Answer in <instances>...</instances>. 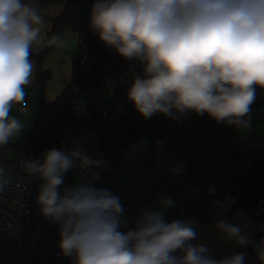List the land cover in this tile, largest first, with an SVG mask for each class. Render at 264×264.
<instances>
[{
    "label": "clouds",
    "instance_id": "obj_1",
    "mask_svg": "<svg viewBox=\"0 0 264 264\" xmlns=\"http://www.w3.org/2000/svg\"><path fill=\"white\" fill-rule=\"evenodd\" d=\"M44 23L37 0H0V147L25 127L10 112L25 103L34 72L30 56L45 45ZM90 27L121 57L142 65V74H129L126 98L144 119L162 113L179 120L193 112L250 127V105L256 89H264V0H96ZM58 43L57 36L47 41ZM22 163L43 181L36 202L59 226L57 246L71 264H244L243 253L216 259L208 247L189 243L197 236L190 221H165L170 197L159 201L160 210H143L135 229L122 233L124 210L109 190L77 183L58 191L69 169L102 167L83 147L54 148ZM7 184L0 166V192ZM214 226L237 246L252 243L264 264V237L250 241L224 219Z\"/></svg>",
    "mask_w": 264,
    "mask_h": 264
},
{
    "label": "crops",
    "instance_id": "obj_2",
    "mask_svg": "<svg viewBox=\"0 0 264 264\" xmlns=\"http://www.w3.org/2000/svg\"><path fill=\"white\" fill-rule=\"evenodd\" d=\"M66 1L37 0L41 14L45 17V23L41 29L44 46L49 45L47 41L51 22L48 18L60 15ZM55 36L59 37V43L54 44L53 50L42 61L43 70L49 73L48 81L42 88L35 84L36 64L34 63L31 83L24 88L25 92L33 91L28 109L33 105L42 106L52 103L70 82L73 62L78 58L79 53V36L70 30H64ZM104 97L109 98V95L104 94ZM15 106V104L12 106L10 115L19 119L25 127L20 134L9 141L4 151L0 150V160L9 167L14 164L16 146L20 138L25 131L29 130L24 119L18 117ZM192 114L193 112H188V119L185 120L188 136L179 144L182 157L171 155L164 145L155 142L164 138L166 133H158L154 136L148 133L137 134L134 142L125 148L117 165L119 170L117 188L120 192L143 201L146 207L153 211L160 210L159 201L163 197H170L174 203L163 211L174 220L191 222L197 232L196 238L190 241L191 244L208 247L213 257L222 259L243 253L244 264H260L255 250L252 249V243L237 246L233 241L224 239L222 233L214 226L217 220L224 219L227 223L240 227L250 241L254 239L255 221L241 208L240 201L234 196L235 192L240 191L244 182L239 179L229 161L223 157L225 154L218 155L220 151H226V155L232 157L238 150L225 143L226 146L223 147L215 145L222 143L217 136L226 123L212 121L209 129H200L191 118L195 121L203 115L198 116L194 113L195 117H193ZM249 114H264V89H256V99L250 105ZM23 115H28V112ZM194 130L197 131L196 138L193 137ZM205 131L207 135L212 133L213 141L207 139L206 143L203 142L201 136ZM229 133L230 137L238 142L246 140L250 134L247 128L236 126L230 129ZM198 136L201 138L199 144ZM48 149L52 148L48 145ZM184 158H187L189 167L184 162ZM240 163L248 166L246 162ZM177 168L182 171L175 172L174 169ZM198 182L201 184L199 188H202L204 192L202 202L190 208L192 187ZM262 182H264V175H262Z\"/></svg>",
    "mask_w": 264,
    "mask_h": 264
},
{
    "label": "trees",
    "instance_id": "obj_3",
    "mask_svg": "<svg viewBox=\"0 0 264 264\" xmlns=\"http://www.w3.org/2000/svg\"><path fill=\"white\" fill-rule=\"evenodd\" d=\"M96 0H67L60 15L48 18L51 29L48 38L51 39L57 33L70 30L79 36L78 52L81 46L90 51V56L83 63L76 58L73 62L70 82L61 94L50 104L41 106L40 118L32 128L25 131L35 146L37 152L44 154L49 151L46 141H53L57 136L62 137L69 149L83 147L89 154H93L109 164L118 165L127 145L134 142L137 134L156 135L166 133L156 143L164 145L173 156H181L179 144L188 136L185 114L179 120H173L156 113L149 119H144L126 98V92L131 84L130 73L142 74V65L138 61H128L121 57L117 51L105 45L98 35L90 27L92 6ZM47 18V17H46ZM54 44L42 46L37 53L33 49L30 59L36 64L35 84L41 88L49 79V73L42 68V61L53 50ZM78 53V55H79ZM107 83H116L117 88L109 98L101 97L110 103V113L106 119L97 115L84 103L80 91L106 88ZM212 118L207 114L196 118L195 122L200 129H209ZM58 129L65 130L66 135L59 134ZM249 136L246 140L238 142L230 137L222 141L231 147H236L238 152L232 157L226 155V151H220L229 163L246 162V181L241 187L238 200L241 204L254 205L264 195V128L250 125ZM22 135V136H23ZM41 137H38V136ZM220 135V134H219ZM45 141H43V140ZM83 139L85 145H75V141ZM138 144V143H137ZM8 145L0 147L4 151ZM17 150V146H16ZM188 164L187 158L183 159ZM0 164L4 165L3 160ZM201 184L198 182L192 187L197 194H204Z\"/></svg>",
    "mask_w": 264,
    "mask_h": 264
},
{
    "label": "built area",
    "instance_id": "obj_4",
    "mask_svg": "<svg viewBox=\"0 0 264 264\" xmlns=\"http://www.w3.org/2000/svg\"><path fill=\"white\" fill-rule=\"evenodd\" d=\"M81 2L84 3V0ZM89 56L90 51L81 46L79 60L84 63ZM116 88V83H107L106 88L80 91V96L95 115L106 119L110 113V103L101 95H112ZM25 94V103L15 104L21 114H27L33 91L28 90ZM246 118L250 125L264 126V114H248ZM233 127L234 125L226 124L221 130L219 137L222 141L229 139V131ZM50 142L65 151L71 150L62 139ZM42 155L37 152L30 137L23 135L17 144L13 166L0 164L6 168L8 179L5 190L0 192V264H71L70 258L61 255L57 246L60 240L59 226L41 215L40 207L36 202L43 181L39 176L28 175L23 167L22 162L40 159ZM89 155L99 158L93 154ZM118 177V168L106 161L98 169L72 168L64 174V183L59 186L58 191L62 192L64 188L77 183H88V186L109 190L119 198L124 210L120 217L122 223L118 230L126 233L135 229L140 214L148 208L143 201L118 190ZM234 196L238 199L239 191L235 192ZM201 202L202 196L193 189L190 208L196 207ZM241 208L255 221L253 242L259 241L264 237V195L254 205L249 206L243 203ZM164 217L166 222L174 221L166 213ZM252 249L254 250L253 244Z\"/></svg>",
    "mask_w": 264,
    "mask_h": 264
},
{
    "label": "rangeland",
    "instance_id": "obj_5",
    "mask_svg": "<svg viewBox=\"0 0 264 264\" xmlns=\"http://www.w3.org/2000/svg\"><path fill=\"white\" fill-rule=\"evenodd\" d=\"M16 107V113L18 115V117H22V119H24V122L25 124L27 125V128H29V130L32 128L33 124L40 118V114L42 113V109H41V106H37V105H33V106H30L29 109H28V115H23V114H20V112L18 111V108L17 106ZM15 109V108H14ZM193 117H195V114L193 113L192 114ZM193 122L194 119L191 118ZM24 124V123H23ZM58 132L60 135L62 136H65L66 135V131L65 130H61V129H58ZM193 137L196 138L197 137V131L194 130L193 131ZM201 138H203V142L206 143L207 139H209L210 141H213V138H212V133H209L207 135V132H203V135L201 136ZM201 138L198 136L197 140H198V144L201 142ZM62 137H59L57 136V140H61ZM46 143L50 146V148L54 149H60V148H57V145L51 143L50 141H46ZM217 145V147L219 146H226L223 142L222 143H218V144H215Z\"/></svg>",
    "mask_w": 264,
    "mask_h": 264
},
{
    "label": "water",
    "instance_id": "obj_6",
    "mask_svg": "<svg viewBox=\"0 0 264 264\" xmlns=\"http://www.w3.org/2000/svg\"><path fill=\"white\" fill-rule=\"evenodd\" d=\"M231 167L237 172L239 179L242 182L246 181V165H242L241 163H231Z\"/></svg>",
    "mask_w": 264,
    "mask_h": 264
}]
</instances>
